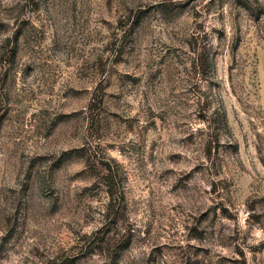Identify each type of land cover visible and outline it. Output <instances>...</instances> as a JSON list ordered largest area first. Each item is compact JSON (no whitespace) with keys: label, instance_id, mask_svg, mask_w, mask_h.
<instances>
[{"label":"rangeland","instance_id":"obj_1","mask_svg":"<svg viewBox=\"0 0 264 264\" xmlns=\"http://www.w3.org/2000/svg\"><path fill=\"white\" fill-rule=\"evenodd\" d=\"M0 264H264V0H0Z\"/></svg>","mask_w":264,"mask_h":264}]
</instances>
